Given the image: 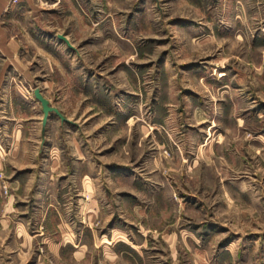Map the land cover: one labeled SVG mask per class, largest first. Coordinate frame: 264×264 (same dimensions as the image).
Listing matches in <instances>:
<instances>
[{
	"label": "rangeland",
	"instance_id": "1",
	"mask_svg": "<svg viewBox=\"0 0 264 264\" xmlns=\"http://www.w3.org/2000/svg\"><path fill=\"white\" fill-rule=\"evenodd\" d=\"M2 1L0 264H264V0Z\"/></svg>",
	"mask_w": 264,
	"mask_h": 264
},
{
	"label": "water",
	"instance_id": "2",
	"mask_svg": "<svg viewBox=\"0 0 264 264\" xmlns=\"http://www.w3.org/2000/svg\"><path fill=\"white\" fill-rule=\"evenodd\" d=\"M61 36L65 38L64 35H61ZM34 94L40 100L41 105H42V109L44 112L43 123L46 121L47 116H48V112L50 110L56 111L60 115L61 118H64L63 114L57 109V107H55L49 103V100L41 93L39 87L34 88Z\"/></svg>",
	"mask_w": 264,
	"mask_h": 264
},
{
	"label": "crops",
	"instance_id": "3",
	"mask_svg": "<svg viewBox=\"0 0 264 264\" xmlns=\"http://www.w3.org/2000/svg\"><path fill=\"white\" fill-rule=\"evenodd\" d=\"M4 1L0 0V8L3 5Z\"/></svg>",
	"mask_w": 264,
	"mask_h": 264
}]
</instances>
